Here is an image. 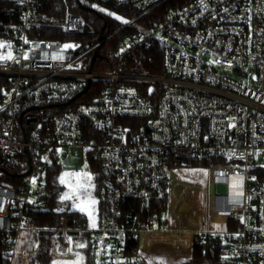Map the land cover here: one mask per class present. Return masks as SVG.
I'll list each match as a JSON object with an SVG mask.
<instances>
[{
    "label": "built area",
    "instance_id": "1",
    "mask_svg": "<svg viewBox=\"0 0 264 264\" xmlns=\"http://www.w3.org/2000/svg\"><path fill=\"white\" fill-rule=\"evenodd\" d=\"M44 1L15 0L17 22L8 27L0 55L4 264L14 263L22 233L39 242L43 231L55 238L52 259L86 252L88 264H145L130 246L173 228L221 249L226 264H264V0H189L167 7L150 25L128 20L115 41L105 36L86 51L70 37L85 32V16L47 15ZM84 1L78 2L85 9L103 2ZM107 1L141 17L166 0ZM51 31L67 37L43 36ZM159 67L162 73L149 72ZM229 73L254 80L247 84ZM67 153H79L88 167L94 156L100 165L96 221L70 206L57 227L40 228L35 213L47 209L53 167L43 158L54 164ZM177 154L214 160L202 229L177 226L172 197L175 186L186 185L173 165ZM210 184L224 185L226 194L215 189L211 195ZM164 199L168 209L145 220L128 209L131 201ZM214 218L228 227L210 230L207 221Z\"/></svg>",
    "mask_w": 264,
    "mask_h": 264
},
{
    "label": "trees",
    "instance_id": "2",
    "mask_svg": "<svg viewBox=\"0 0 264 264\" xmlns=\"http://www.w3.org/2000/svg\"><path fill=\"white\" fill-rule=\"evenodd\" d=\"M189 0H166L159 6L153 8L148 13L142 15L126 6H119L112 2H101L98 9H85L77 0H45L43 2V11L50 16H59L67 12L82 13L87 22L86 30L83 34L72 35L71 39L80 50L86 51L92 45L98 43L101 39V32L107 24L104 35L110 37V40L115 41L123 33V25L126 21L133 18L145 25H150L163 18L167 7L182 6ZM15 0H0V55L3 53L8 45L7 29L11 24L17 22L16 17L13 15L16 10ZM48 38L66 39L67 35L60 31H51V33L44 34ZM109 40V41H110ZM149 72H161L160 68H150ZM178 162L173 164L176 168L184 167H205L214 163V160L197 159L186 154H177L175 156ZM92 168L96 171V180H100L103 176L102 170L98 162L91 161ZM62 173L61 166L54 162L53 167L47 173V191L49 192L46 201V208L39 210L35 213L37 226L40 228H53L59 225V217L63 209L70 208V204L61 201L59 196L64 187L60 181ZM128 209H133L140 215L141 219L145 220L151 215H158L168 209V201L158 200L143 203L140 201H131L128 204ZM74 215L79 216L78 212H72ZM52 232L43 231L40 235V245L37 252L33 255L31 264H52L51 249L54 241ZM138 243H133L130 246L132 254H138ZM1 252V244H0ZM85 254H87L85 252ZM222 250L212 249L209 243L202 242L198 237L195 241L194 255L191 262L184 264H226L222 260ZM0 264H4V258L0 255ZM145 264L146 260H145ZM160 264V263H154Z\"/></svg>",
    "mask_w": 264,
    "mask_h": 264
},
{
    "label": "rangeland",
    "instance_id": "3",
    "mask_svg": "<svg viewBox=\"0 0 264 264\" xmlns=\"http://www.w3.org/2000/svg\"><path fill=\"white\" fill-rule=\"evenodd\" d=\"M101 1L104 2L107 0ZM84 2L86 5L92 6L91 1L86 0ZM12 54L13 51L9 50L6 56L11 57ZM227 75L234 80L245 82L247 84H251L254 80L253 78H250V76L240 77L236 74L230 73ZM43 160L50 166H53V161L50 157L46 156L43 158ZM92 160L95 162L96 158L93 156ZM57 162L62 167V175L64 176V189L61 192L59 199L70 204V206L73 207L74 210L86 214L89 222L93 223V221L96 220L98 211L97 192L99 185V180H96L95 169L92 168V165L90 167L85 166L79 153H67L65 155H60L57 158ZM258 162H263L261 154H258ZM211 165L212 164L205 167H184L177 169L180 181L184 182V184L187 183L186 185H184L181 191L183 204L186 205L183 209H181V213H185L187 216L194 215L195 217L199 216L200 213H202L203 215H206L208 213L207 208L209 203V196L206 186L209 179V170ZM250 178L256 181L258 180V175L252 171L250 174ZM193 184L200 186L201 188L195 189L197 187L193 186ZM222 225L224 224L213 220L211 229L217 230V228L221 227ZM202 226L206 227V223L205 225L202 224ZM65 242V249L68 251L70 243H68L67 241ZM39 245L40 243L33 239L32 233H22V235L20 236L19 247L14 258V264H31L32 257L39 249ZM74 245L79 250L83 248L80 243H76V241L72 240V247ZM63 248L64 246H62V249L60 250H63ZM163 251L177 256L176 259L178 260L176 261H180V259H185L187 257L189 258L191 256V252H177L172 251L171 248H163ZM221 259L227 261L229 257L227 255H222ZM52 264H88V257L81 252L76 258L73 259H53Z\"/></svg>",
    "mask_w": 264,
    "mask_h": 264
},
{
    "label": "crops",
    "instance_id": "4",
    "mask_svg": "<svg viewBox=\"0 0 264 264\" xmlns=\"http://www.w3.org/2000/svg\"><path fill=\"white\" fill-rule=\"evenodd\" d=\"M178 184V183H176ZM187 184V183H185ZM182 187L175 186L174 195L172 197V210L174 216L177 217L178 222L177 226L183 230H196V228L201 229L205 225V215L200 213L199 216H187L186 214H182L178 216V213L181 209H183L186 205L183 204L182 199ZM84 214V213H83ZM87 217V215L85 214ZM213 220L223 223L221 227L215 229H211V225ZM96 221V220H95ZM93 221V222H95ZM209 229L213 231H222L225 230L228 226L224 220H220L214 218L212 220L207 221ZM174 229V228H173ZM172 231H162V232H151L141 236L138 242L137 252L139 256H141L147 264H154L163 262V264H184L191 262L194 255L195 248V239L190 233H179L176 230ZM163 248H171L172 251H184L191 252V256L185 259H180V261H176L177 256L172 255L170 253H166L163 251ZM85 254V253H84ZM87 256V254H85ZM184 260V261H183ZM14 264V263H13Z\"/></svg>",
    "mask_w": 264,
    "mask_h": 264
},
{
    "label": "water",
    "instance_id": "5",
    "mask_svg": "<svg viewBox=\"0 0 264 264\" xmlns=\"http://www.w3.org/2000/svg\"><path fill=\"white\" fill-rule=\"evenodd\" d=\"M79 1V0H78ZM107 28V24L104 26L102 32H101V40L105 41L106 37L104 35L105 30ZM175 176V174H173V177ZM215 189L217 190L218 193L225 195L226 194V187L222 184H218V185H214V184H210L209 190H210V194L213 195L215 193Z\"/></svg>",
    "mask_w": 264,
    "mask_h": 264
},
{
    "label": "snow or ice",
    "instance_id": "6",
    "mask_svg": "<svg viewBox=\"0 0 264 264\" xmlns=\"http://www.w3.org/2000/svg\"><path fill=\"white\" fill-rule=\"evenodd\" d=\"M10 58V57H9ZM65 198H68V197H65ZM161 264H163V262H161Z\"/></svg>",
    "mask_w": 264,
    "mask_h": 264
}]
</instances>
